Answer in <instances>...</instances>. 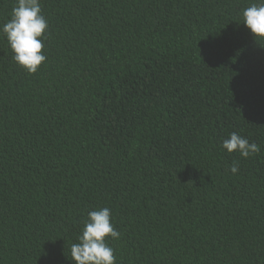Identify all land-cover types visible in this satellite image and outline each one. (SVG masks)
<instances>
[{"label": "trees", "instance_id": "1", "mask_svg": "<svg viewBox=\"0 0 264 264\" xmlns=\"http://www.w3.org/2000/svg\"><path fill=\"white\" fill-rule=\"evenodd\" d=\"M257 2L40 0L35 74L0 32V264H75L102 207L116 264H264V38L242 15ZM232 132L260 151L229 153Z\"/></svg>", "mask_w": 264, "mask_h": 264}, {"label": "clouds", "instance_id": "2", "mask_svg": "<svg viewBox=\"0 0 264 264\" xmlns=\"http://www.w3.org/2000/svg\"><path fill=\"white\" fill-rule=\"evenodd\" d=\"M243 24L254 37L264 38V0L252 3L243 12ZM49 28L40 0H16L10 18L0 26V32L6 37L14 55L13 59L28 73L35 74L47 57L43 53L45 33ZM222 147L229 153L238 152L248 158L260 151V146L246 137L232 132L222 142ZM231 172L239 171V163L233 161ZM121 233L112 223L109 207L96 208L88 212L78 242L71 246V259L75 264H116L115 249L108 243V238L119 239Z\"/></svg>", "mask_w": 264, "mask_h": 264}]
</instances>
